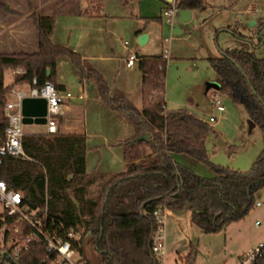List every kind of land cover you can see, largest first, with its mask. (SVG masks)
Masks as SVG:
<instances>
[{
  "label": "trees",
  "instance_id": "obj_1",
  "mask_svg": "<svg viewBox=\"0 0 264 264\" xmlns=\"http://www.w3.org/2000/svg\"><path fill=\"white\" fill-rule=\"evenodd\" d=\"M177 5L179 10H198L204 0H177ZM91 14L90 10L84 12ZM33 18L39 31L37 51H0V145L9 125L5 106L11 86L4 82L5 71L23 70L15 76L16 85L40 88L47 80L56 85L61 56L71 59L83 79L94 80L102 101L134 128L131 137L115 143L123 148L127 163L123 172L88 173L84 134H25L26 157H3L0 178L22 192L24 204L36 212L35 217L48 211V228L58 237L67 239L72 230L78 237L71 242L83 260L89 262L83 245L88 236L101 256L100 264H159L153 251V236L159 228L154 212L162 207L190 210L191 222L207 234L222 230L253 207L255 193L264 187V146L246 171L211 162L205 146L210 124L188 110L167 108L168 58L164 54L138 55L143 75L144 106L140 110L122 91L112 89L103 74L86 64L78 52L52 42V15L34 14ZM221 30L246 38L229 27ZM207 60L215 72L218 91L242 104L248 118L264 132V56L244 48H226ZM181 155L202 163L213 175L197 173L178 159ZM71 174L80 177L76 198L63 194L74 182L69 179ZM2 228L5 244L16 228H20L22 240L34 232L29 224L7 214H0ZM14 248L0 249V264H50L41 241H32L17 255ZM254 264H264V246Z\"/></svg>",
  "mask_w": 264,
  "mask_h": 264
},
{
  "label": "rangeland",
  "instance_id": "obj_2",
  "mask_svg": "<svg viewBox=\"0 0 264 264\" xmlns=\"http://www.w3.org/2000/svg\"><path fill=\"white\" fill-rule=\"evenodd\" d=\"M0 1L1 15L9 14L26 26L24 37L27 44L15 43L12 51H37L38 33L34 21L26 16L30 12L27 1ZM109 1L106 0L108 11L121 12L123 15L134 13L140 16L139 1L125 2L123 5H126L127 10L124 6L121 9L112 6ZM17 4L20 7L13 9ZM73 4L79 5L82 9L88 5L87 0H69L65 3L64 10H56L58 22L52 38L54 43L75 50L82 56H88L89 63L104 69L110 83L122 86L123 82L128 81L131 95L135 97L134 105L140 110L144 106L141 73L139 77L135 76L134 72L126 67L127 57L131 55L129 49L139 56H158L164 54L167 49V108L188 110L204 118L206 122L209 117L215 116L216 120L210 122L211 130L205 139L209 160L214 164L241 171L251 167L264 146V132L257 125L252 131L248 130V115L242 104L233 102L218 90L212 88L205 90L208 81L216 80L215 72L207 58L217 55L218 47L244 48L254 52L258 57L264 56V0H204L203 8L196 10L194 18L187 22H180L178 16H166L163 10L161 20H152L147 24L144 19L138 17L114 19L107 32H100L97 26H93L90 30L83 31L81 37H79L78 21L66 18L68 14L65 12L71 9ZM156 6L155 4L154 7ZM246 7H249V13L239 14L236 19L235 10H244ZM223 9L229 11H222ZM149 10L151 13L155 12L152 6ZM251 21L254 23L250 24ZM221 27H229L248 40L237 38L221 30ZM139 30H143V33L137 34ZM142 35L148 36L145 44L140 42ZM126 41L129 43V49L125 45ZM0 51L8 50L0 49ZM135 68L139 70L138 67ZM59 69L61 78L71 77L74 74L79 76L68 56L59 58ZM20 85H25L26 89L31 88L28 84ZM214 92L222 102L224 107L222 112L212 107ZM138 94L140 98L136 100ZM106 112V116L101 113L102 119L98 120L95 109L91 108L88 116L89 129L94 134L87 142V149H90L88 155L90 172H95L96 167L100 165L112 171L126 169L122 166L123 148L116 144L105 145L104 138L111 143L117 139H126L134 133V128L119 112L110 110L109 107ZM33 128L39 131L45 129L44 125H34ZM26 129L27 126L24 124L23 130ZM179 160L202 176L213 175L205 165L190 156L181 155ZM73 180L70 188L63 193L67 198H76L75 194L80 188V177L73 174L70 181ZM95 188L96 185L90 187L91 190ZM257 202L260 205H256ZM46 213L48 214L47 210ZM168 213L165 230V264H236L241 257L249 254L260 243L264 244V187L255 193L253 207L242 218L231 221L214 234H207L192 223L188 209ZM18 240L20 238L16 239L13 235L5 244L4 228L0 229L2 251L14 246L13 252L17 254L22 245ZM83 245L87 260L91 264H100L101 256L94 249L90 237L84 239Z\"/></svg>",
  "mask_w": 264,
  "mask_h": 264
},
{
  "label": "crops",
  "instance_id": "obj_3",
  "mask_svg": "<svg viewBox=\"0 0 264 264\" xmlns=\"http://www.w3.org/2000/svg\"><path fill=\"white\" fill-rule=\"evenodd\" d=\"M26 1L28 3V9L30 10V12H28L26 16L29 19H31L32 21H34V18H33L34 14H36V15H52L55 18V26H54V30H53V33L51 36V40L54 43L52 38L54 36L55 30H56V24L58 22L56 10H59V9L64 10L63 7H64L65 3H67L69 0H53V1H51V0H49V1L48 0H37V1L36 0H26ZM136 1H139L140 16L134 15V13H132V15H123L121 12H112L110 10L108 11L107 5H106V0H87L88 5L84 9H82L79 5L77 6L76 4H73L72 8L68 9L67 12H65L68 14L66 18L68 20L78 21V27H79V33H80L79 37H81L83 31H85L86 29L90 30L93 26L94 27L97 26V29L100 32L101 31L107 32V29L109 30L110 25H112L111 22L114 19H124V18H129V16L138 17L140 19H144L147 24L149 22H151L152 20H156V19L161 20L162 19L161 12L164 10L165 6L168 4V0H142V1L136 0ZM125 2L128 3V0H125V1L124 0H114L113 2L111 0L109 1V3H111L112 6L115 5L116 7L120 8V9L123 8V6L124 7L126 6V5H123V4H125ZM155 4L157 5L156 7H154ZM9 6H11V5H9ZM9 6H7V7H9ZM151 6H152V10H155V12H153V13H151V11L149 10V8H151ZM18 7H20L19 4L14 6L13 9H17ZM220 7H222V5H220ZM125 9L127 10L126 7H125ZM86 10H90L92 12V14L91 15H84V12ZM220 10H221V8H220ZM222 11H229V10L223 9ZM10 12H13V11H10ZM196 13H197L196 10H192V18L191 19L194 18ZM235 13H236V19H237L239 14L243 15V14L249 13V7H246L244 10H235ZM18 14L20 15V13H18ZM156 14H160V15L158 16ZM17 20L18 19L11 17L9 14L8 15H1L0 14V49L8 50L7 52H15V51H12L13 48H15V43H19V44H23V45L27 44L25 37H24V35L26 33V26L24 23L18 22ZM33 23H34V25L37 29V33H38L39 31H38V28L36 26L35 21ZM222 28H225V27H221V29ZM142 33H143V30L137 31V34H142ZM244 40L247 41L248 39L245 38ZM54 44H56V43H54ZM56 45H58V44H56ZM128 45H129V43H128ZM128 45H126L127 48H128ZM60 46H62V45H60ZM226 48H219L218 47L217 53H216L217 55H213V57L219 56L222 52V49H226ZM19 51H24V50H19ZM129 51L132 52V50H130V49H129ZM59 58H58L56 76H55V83L58 86V89L60 91L70 92L71 97L66 99L64 107H63L64 111L62 114H60L57 117L58 130L60 133H64V134H84L86 136V140L88 142L90 140V138L92 137V135H94L93 133H91V131L89 129L88 116L90 113V109L91 108L95 109V111L97 113V119L99 120V119H102L101 113H103V115L106 116V113H107L106 110L108 109V106L99 97L98 87H97L96 82L94 80L83 79L80 72L78 71V69L75 67L74 64H73L74 67L79 72V76H76L74 74V76L72 75L71 77L61 78L60 77V71H59L60 70L59 69ZM82 58H83L84 62H86V64H89L93 67L95 66V68L103 74V76L108 81V83L112 89H118V90L122 91L132 101L133 104H134V102H136V101H133L135 97H132V95H131L132 92H130V90H129V82L128 81H126V83L123 82L122 86H120V85L116 86V84L114 85L113 83H110V81L108 80L107 75H106L103 68L89 63L88 62L89 57L86 55H83ZM126 67L128 69H130L131 71H133L135 76L138 75V77H139V73H141L140 79H141V91H142L143 75H142V72L140 69L138 70L135 68V67L139 68L138 61L132 67H128L127 61H126ZM22 71L23 70L21 68L7 69L5 71L4 82L6 85L11 86L10 92L7 96L8 98H11V99L16 98L15 94L12 93V90H19L21 88H25V85L23 86V85L14 84L16 74H18ZM208 82H217V81L214 79L213 81H208ZM139 98H140L139 94L136 95V100H138ZM142 99H143V97H142ZM110 110H111V108H110ZM192 114H194V113H192ZM195 116L199 117L198 115H195ZM199 118L205 120L202 117H199ZM104 120H105V117H104ZM248 120H249V118H248ZM34 125H44L45 129L43 131L36 130L33 128ZM26 126H27V129L24 131L25 134L46 133V124L31 123V124H26ZM254 126L250 129V131H252ZM104 140H105V145L112 146V145H115V143L118 140H123V139H117L114 141L115 143L114 142L111 143V141H108L107 138H104ZM89 153H90V149L88 148L87 152H86V160H87V171L90 174L117 173V172H123L126 170V169L122 170V171L116 170L117 171L116 172V171H112V170H106L104 165H100L99 167H96L97 169L95 172H90L88 169V155H89ZM178 159H180V156H178ZM122 166L127 168V163L124 159V156H123Z\"/></svg>",
  "mask_w": 264,
  "mask_h": 264
},
{
  "label": "built area",
  "instance_id": "obj_4",
  "mask_svg": "<svg viewBox=\"0 0 264 264\" xmlns=\"http://www.w3.org/2000/svg\"><path fill=\"white\" fill-rule=\"evenodd\" d=\"M177 6V0L168 2L164 8V15L168 17L178 16L179 9ZM125 44L128 45V42L126 41ZM164 52V56L168 58V50L165 49ZM138 59V54L131 52V55L127 58V66L132 67ZM34 83H36V79H34ZM12 93L15 94L16 98H8L5 106V113L9 119V125L6 128L5 138L0 145V166L3 162V157L8 154L22 158L26 156L23 149V137L25 132L23 130L24 124L21 113L22 100L25 97H42L47 100L48 113L46 134H56L59 132L57 117L63 113L66 99L71 97L70 92L60 91L50 80H47L40 88H21L19 90H12ZM212 106L218 112H222L224 109L216 92L213 94ZM215 120L216 117L211 116L207 122L210 124V122ZM256 205H260V203L257 202ZM168 212L169 210L164 207L154 212L159 223V228L153 236V251L159 260V264H165V230L166 220L169 215ZM0 214L16 216L19 220H23L34 228V232L23 240L18 236L20 228H16L15 237L16 239L20 238L18 242L22 243L19 251L23 248L27 250L32 241H41L46 247L48 258L51 259L50 264H91L83 260L73 247L71 239L77 238V236L72 230L68 232L67 239L58 237L55 230L51 231L50 228H48V214L46 213L42 217H35L36 212L30 211L24 204L22 192L9 187L8 183L3 178H0ZM54 227L55 225L53 228ZM263 246L264 244L260 243L249 254L241 257L236 264H254L257 258L261 256Z\"/></svg>",
  "mask_w": 264,
  "mask_h": 264
},
{
  "label": "water",
  "instance_id": "obj_5",
  "mask_svg": "<svg viewBox=\"0 0 264 264\" xmlns=\"http://www.w3.org/2000/svg\"><path fill=\"white\" fill-rule=\"evenodd\" d=\"M171 0H168L170 2ZM178 20L180 22H187L192 18V10L190 9H180L178 12ZM254 21H251L250 24H253ZM147 35H142L140 37V42L145 44L147 42ZM219 90V84L217 82H207L205 90L209 89ZM22 121L23 124L47 123V113H48V104L47 100L42 97H25L22 100ZM254 126V123L249 119L248 120V130ZM73 177V174L70 175L69 179Z\"/></svg>",
  "mask_w": 264,
  "mask_h": 264
}]
</instances>
